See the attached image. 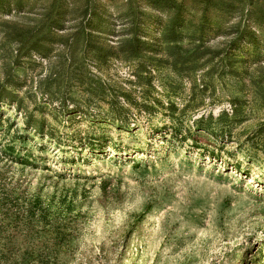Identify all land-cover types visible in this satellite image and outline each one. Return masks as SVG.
I'll list each match as a JSON object with an SVG mask.
<instances>
[{
  "label": "rangeland",
  "instance_id": "374dc122",
  "mask_svg": "<svg viewBox=\"0 0 264 264\" xmlns=\"http://www.w3.org/2000/svg\"><path fill=\"white\" fill-rule=\"evenodd\" d=\"M93 1L105 53L175 14ZM177 1L183 73L86 50L85 0H0V264H264V0Z\"/></svg>",
  "mask_w": 264,
  "mask_h": 264
},
{
  "label": "trees",
  "instance_id": "16d2710c",
  "mask_svg": "<svg viewBox=\"0 0 264 264\" xmlns=\"http://www.w3.org/2000/svg\"><path fill=\"white\" fill-rule=\"evenodd\" d=\"M146 1L149 4L150 8L155 11L175 12L174 16L170 21V25L166 28V33L162 37L161 41L151 42L142 39L137 34L134 25V28L129 33H127L128 38L121 41L118 46L110 47L108 45L109 51L105 53V49H103L105 43L97 41L99 37L96 32L94 30H86L87 28L91 27L94 17L96 16V6L94 5L93 0H85L84 8L82 10L83 19L81 21V24L85 26L83 27V31L80 33L83 34V41L85 43L86 50L95 51L97 53L103 54L102 59L104 62H107L111 58V56H114L115 52L119 55H124L126 57V60L140 59L142 57L151 58V56L162 55V57H165L167 63H169L172 69L177 73H183L196 68L195 61L201 59L203 56H195L196 52L193 54H188L187 50H184L183 46L179 44L183 38L181 29L184 26L182 18L184 4L182 2H178L177 0ZM206 2L208 3L209 0H206ZM139 18L140 16L135 18L134 22L132 23L134 24ZM57 23L58 22L56 20L54 27L60 28V24ZM237 34L241 35V31H238ZM60 39H63V37H61ZM198 39L200 38H194L193 40L200 41ZM79 41H81L80 38ZM161 44L166 45L165 53L161 52V50L163 49ZM21 51L22 50H20L19 52ZM147 68L148 64L143 62L139 65L138 69L146 71ZM19 86L20 85L15 80L13 74L11 72H7L4 83L0 84V103H15L16 94L12 90V88ZM171 106L173 107L174 105L172 104Z\"/></svg>",
  "mask_w": 264,
  "mask_h": 264
}]
</instances>
